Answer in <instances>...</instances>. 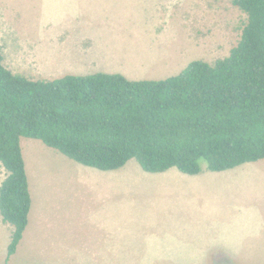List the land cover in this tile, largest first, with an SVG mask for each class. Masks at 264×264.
<instances>
[{
  "label": "rangeland",
  "instance_id": "374dc122",
  "mask_svg": "<svg viewBox=\"0 0 264 264\" xmlns=\"http://www.w3.org/2000/svg\"><path fill=\"white\" fill-rule=\"evenodd\" d=\"M156 1L160 3L154 15L155 21H159L158 33L152 36L148 49L139 46L137 54L141 57L136 60L127 57L130 53L127 44L113 42L107 34L109 44L100 53L101 58L89 54L84 59L76 52H69L70 68L58 72L51 60L44 57L48 54L45 51L52 52L62 39L68 41L73 35L83 34L89 22L93 28L110 31L102 14L94 12L87 16L86 12L77 10L76 0H0L4 65L12 73L31 80H53L70 72L92 75L104 68L120 72L132 81L162 80L178 75L192 61L214 64L228 57L241 40L247 23L246 14L233 6L231 0H153L155 5ZM71 19L80 23L69 27L64 38L53 35V30L58 29L55 24ZM84 35L91 40L89 35ZM88 58H96L104 68L99 69L98 63L91 65L96 67H80L78 61ZM63 59L68 62L69 54ZM21 146L30 180L32 216L17 253L9 260L8 246L14 228L0 217V264H264L260 248L264 234V175L254 169L262 168V163H251L257 165L250 164L253 168L248 174L237 171L246 165L229 171L232 174L217 173L219 177L212 183H203L206 191L198 202L212 216L204 213L194 216L189 210V217L183 218L189 225L182 226V231L209 237L218 245V249H212L213 258H171L161 257L173 253L165 246L182 235L163 200L170 197L160 195L164 185L151 181L155 174L146 173L135 159L130 161L123 169L124 183L114 202L125 207L124 233L142 236L145 243L149 242L147 250L141 253L146 257L104 260L97 256L107 239L106 233L88 218L98 213L101 205L95 200L93 184L80 172L87 167L38 139L24 137ZM201 166L209 171L205 161ZM7 175L0 163V186ZM228 209L236 210V214L228 213ZM192 251V255L197 252Z\"/></svg>",
  "mask_w": 264,
  "mask_h": 264
},
{
  "label": "trees",
  "instance_id": "16d2710c",
  "mask_svg": "<svg viewBox=\"0 0 264 264\" xmlns=\"http://www.w3.org/2000/svg\"><path fill=\"white\" fill-rule=\"evenodd\" d=\"M247 16L229 56L190 62L178 75L31 80L4 65L0 45V216L13 226L8 260L29 225L32 197L21 139L41 140L102 171L136 160L147 173L225 172L264 159V0H231Z\"/></svg>",
  "mask_w": 264,
  "mask_h": 264
},
{
  "label": "crops",
  "instance_id": "0c3cea01",
  "mask_svg": "<svg viewBox=\"0 0 264 264\" xmlns=\"http://www.w3.org/2000/svg\"><path fill=\"white\" fill-rule=\"evenodd\" d=\"M75 5L77 10L86 12L87 16H92L94 12L102 14V19L107 23L106 25L109 26L111 30H103L99 27L93 28L89 22L87 24V30L84 31L83 34H79L80 37L79 35H73V38L68 41H63L62 39L59 41V44H56L57 48H53L52 52L51 50L45 51L48 52V54H45L44 57L51 60L52 66L58 68L57 70H60L58 72H63L65 70L63 68H70L69 66L72 58L69 52H76L77 56H81L84 59H87L85 56H88L89 54V57L94 56L101 58L100 53H102L104 47L109 44L106 42L105 38L107 34L112 36L111 41L113 42L118 41L126 43L129 49L128 52H130L126 56L136 60L141 57V55L137 54V50H140L139 46L145 45L148 49L152 36L158 33L157 28L159 27V21L156 22L154 19V15L160 6V3L157 1L155 5L153 0H76ZM79 23L80 22L77 19H71L70 21L64 20L59 25L55 24L58 29L53 30V35L57 36V34H60V36L64 38V36L69 33V27H72L73 24L78 25ZM83 26L85 28L86 24L83 23ZM84 34L89 35L91 40L87 39ZM140 40L143 41L142 44H139ZM136 44L138 47L134 46ZM66 54H69L68 62H65L63 59ZM81 62L85 63L82 64ZM92 63L96 65L98 63L97 67L99 69L104 68L96 58H88V60L78 61V64L81 65L80 67L91 66ZM104 69L107 71H104ZM104 69L97 73L121 74L120 72H110L108 69ZM68 74L77 75L76 72L62 73L61 77ZM92 74H96V72ZM257 163H262V168L259 167L254 169H258L257 171L261 170L260 173H263L264 175V159ZM257 163L245 164V168H241L243 170L237 171H243L244 174H248L252 171L253 166L251 165H257ZM125 168H127V166H125ZM125 168H122V170L102 171L96 168L87 167L80 171L81 174L86 176L87 181H90L93 184L95 200L101 205L98 213H94L92 217H88L92 225L94 224L96 228L106 233L107 239L102 244L103 249H100L99 256H97V258L100 259L125 260L146 257V254L141 253L147 250L149 242L145 243L142 236L126 235L124 233V222L122 221V218L124 217L125 207L123 203L120 205L119 203L114 202L118 197L117 194L120 190V186L124 183L125 174L123 169ZM235 169L233 170L235 171ZM217 173H221L218 175H226L227 173L232 174L233 172H212L202 168L200 174L189 175L182 173L177 168H171L163 173H152L155 175L152 177L153 180L151 181L157 185H164V190L160 192V195L164 194V197H170L172 199V201L170 198L163 200L168 204L167 208H169L168 211L171 212V218L177 220V226L180 228V235H182L177 236V238L174 239V242L169 246H165V248H169L173 253L165 256L161 255V257L213 258L214 252H212V249H218V245H215L214 241L209 237H199L197 235H195V237L194 235L189 234V230L182 231V226L189 225V223L184 222L186 219H183L186 216L189 217V210H191L192 215L194 216L199 214L202 215L203 213L205 216H212L211 212L206 209L205 206H199L198 202L200 201V197H204L202 195L204 194V191H206L203 187V183L208 181L212 183L215 178L219 177L216 175ZM134 174L135 172L130 173V175ZM32 209L33 205L29 215V225L32 216ZM214 211L216 213L217 210ZM227 212L236 214V210L233 209H228ZM262 213H264V211H262ZM262 230H264V223L262 224ZM26 233L27 230L25 234ZM228 243L230 242L228 241ZM247 245H249V243H247L246 246ZM261 247V254L264 256V234H262L260 242V248ZM206 249L210 250V252L205 251ZM192 250H197L195 255L191 254L194 252ZM92 257H94V255Z\"/></svg>",
  "mask_w": 264,
  "mask_h": 264
}]
</instances>
